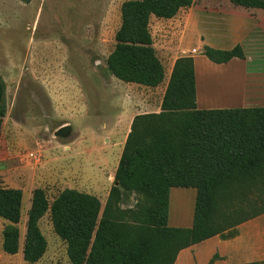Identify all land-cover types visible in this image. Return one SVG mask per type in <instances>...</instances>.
<instances>
[{
  "label": "trees",
  "instance_id": "trees-1",
  "mask_svg": "<svg viewBox=\"0 0 264 264\" xmlns=\"http://www.w3.org/2000/svg\"><path fill=\"white\" fill-rule=\"evenodd\" d=\"M193 2H124L108 71L125 82L161 85L166 69L154 47L151 16L171 18ZM205 54L216 63L245 58L239 44L207 47ZM183 64L169 84L171 106L134 117L104 207L96 195L74 188L62 190L52 203L44 189L34 190L26 261L40 260L47 249L39 222L49 211L73 264H175L182 249L217 234L233 235L234 227L264 213V107L198 109L193 66ZM4 94L0 75V135ZM172 187L196 188L192 227L169 225ZM133 192L140 196L137 208H122L124 194ZM21 209L22 191L0 187V216L12 223L4 230L7 253L19 250Z\"/></svg>",
  "mask_w": 264,
  "mask_h": 264
},
{
  "label": "rangeland",
  "instance_id": "rangeland-1",
  "mask_svg": "<svg viewBox=\"0 0 264 264\" xmlns=\"http://www.w3.org/2000/svg\"><path fill=\"white\" fill-rule=\"evenodd\" d=\"M126 1L0 0V75L5 83L0 187L22 191L19 250H3L4 230L12 223L0 216V264H73L50 211L39 222L47 240L44 255L36 262L24 259L34 190L44 189L52 203L62 190L74 188L96 195L104 207L134 117L171 106L168 72L176 63H193V47L206 39L201 31L197 37L186 34L185 26L210 17L214 29L222 19L217 6H201L202 0L182 8L174 20L152 15L154 47L168 78L149 87L108 71ZM207 47L195 55L205 54ZM66 124L73 127L71 134L56 136ZM139 202L137 193H125L121 206L135 209Z\"/></svg>",
  "mask_w": 264,
  "mask_h": 264
},
{
  "label": "crops",
  "instance_id": "crops-1",
  "mask_svg": "<svg viewBox=\"0 0 264 264\" xmlns=\"http://www.w3.org/2000/svg\"><path fill=\"white\" fill-rule=\"evenodd\" d=\"M202 1L201 6H217V14L222 19L217 17L214 29L210 28V17L185 26L186 34L197 37L201 31L206 37L203 43L193 47L195 53L203 45L232 49L239 44L245 58L234 57L228 62L216 63L203 53L190 55L194 57L193 87L197 108L264 107V0ZM176 65L183 67L185 64ZM173 66L168 72L169 78L166 70L168 84L175 70ZM196 196L194 187L171 188L169 225L192 227ZM233 229V235L217 234L182 249L175 264H264V213Z\"/></svg>",
  "mask_w": 264,
  "mask_h": 264
},
{
  "label": "water",
  "instance_id": "water-1",
  "mask_svg": "<svg viewBox=\"0 0 264 264\" xmlns=\"http://www.w3.org/2000/svg\"><path fill=\"white\" fill-rule=\"evenodd\" d=\"M73 127L70 124L61 126L55 131V135L58 137H66L71 134Z\"/></svg>",
  "mask_w": 264,
  "mask_h": 264
},
{
  "label": "built area",
  "instance_id": "built-area-1",
  "mask_svg": "<svg viewBox=\"0 0 264 264\" xmlns=\"http://www.w3.org/2000/svg\"><path fill=\"white\" fill-rule=\"evenodd\" d=\"M194 51H196V50H194Z\"/></svg>",
  "mask_w": 264,
  "mask_h": 264
}]
</instances>
